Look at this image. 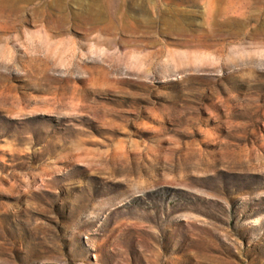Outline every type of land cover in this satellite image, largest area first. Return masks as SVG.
Here are the masks:
<instances>
[{
    "label": "rangeland",
    "instance_id": "1",
    "mask_svg": "<svg viewBox=\"0 0 264 264\" xmlns=\"http://www.w3.org/2000/svg\"><path fill=\"white\" fill-rule=\"evenodd\" d=\"M116 2L0 0V264H264V0Z\"/></svg>",
    "mask_w": 264,
    "mask_h": 264
},
{
    "label": "bare ground",
    "instance_id": "2",
    "mask_svg": "<svg viewBox=\"0 0 264 264\" xmlns=\"http://www.w3.org/2000/svg\"><path fill=\"white\" fill-rule=\"evenodd\" d=\"M96 1L94 0V2H96ZM101 2L103 4V6H106V7H108L109 5H114L115 6L117 4L116 0H101ZM106 7H105V9H106ZM105 11L107 12V10H105Z\"/></svg>",
    "mask_w": 264,
    "mask_h": 264
}]
</instances>
